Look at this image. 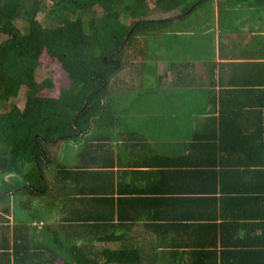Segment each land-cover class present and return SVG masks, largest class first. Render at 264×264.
Masks as SVG:
<instances>
[{
    "label": "trees",
    "instance_id": "1",
    "mask_svg": "<svg viewBox=\"0 0 264 264\" xmlns=\"http://www.w3.org/2000/svg\"><path fill=\"white\" fill-rule=\"evenodd\" d=\"M207 1L0 0V33L6 35L0 42V257L7 264L9 260L12 264H225V260L235 264L237 259V264H247L246 260L264 264L259 262L264 260V244L240 237L253 230L237 224V215L226 219L234 224L209 225L206 245L183 239L186 232H197L199 218L210 220L217 209L224 214L221 206L231 196L228 192L245 188L254 192L256 184L263 190L259 163L252 168L242 157L228 162L223 159L226 155H217L245 152L243 143L226 137L218 143L210 132L196 142L195 135L188 151L203 159V166L147 170L166 179L163 192L152 182L131 187L128 171L116 177L108 159L109 145L121 130L108 120L134 102V96L125 106L121 100L122 90L129 95V84L119 85L123 80L112 84L124 70L123 54L141 38L137 54L152 55L150 35L163 36L167 32L162 27ZM238 2L264 12V0H220L219 10L239 6L229 4ZM153 9L178 10V15L148 18ZM18 21H23L22 28ZM43 51L61 64L71 81L56 96L39 95L54 87L50 79H35ZM21 87L26 94L19 107L14 102ZM59 142H83L76 152L87 161L103 162L105 172L86 162L71 164L70 151L58 154L51 149ZM189 154L180 159L190 158ZM101 179V185L96 183ZM244 180L254 182L244 187L238 182ZM218 181L226 186L220 188L225 193L216 195ZM210 191L213 194L208 195ZM189 192L199 194L202 201L208 197L204 215L185 210ZM213 197L220 201L218 208L211 205ZM9 219L11 229L2 224ZM252 226L264 236L261 224ZM230 245L233 251L227 248ZM241 247L244 252L236 251Z\"/></svg>",
    "mask_w": 264,
    "mask_h": 264
},
{
    "label": "crops",
    "instance_id": "2",
    "mask_svg": "<svg viewBox=\"0 0 264 264\" xmlns=\"http://www.w3.org/2000/svg\"><path fill=\"white\" fill-rule=\"evenodd\" d=\"M219 1L212 0L215 19L206 36L189 46H181L177 52L171 53L168 51L169 46L163 47L161 49L165 52L164 56L139 55L142 56L138 61L141 73L134 66L135 74L121 81L123 87L125 83L135 84V87L129 86L128 95L129 98L134 96V102L125 111L114 113V118L108 120L121 129L109 145L112 152L108 159L114 166L116 177L128 171L127 177L134 182L131 187L141 186L144 181L152 182L163 192L166 189V179L159 176V173L151 174L147 170L160 169L162 166L164 169L170 166L173 169L192 170L203 166L206 162L197 155L189 154L188 146L193 143L195 135L196 142L203 141V136L209 132L216 135L218 143L220 137L243 143L245 152H218V156L226 155L223 157L225 161L236 162L242 157L250 167L254 168V164L259 163L258 167L264 171V12L247 5L226 7L221 19ZM166 32L170 34L168 37L183 34L179 30ZM186 34L191 35L192 32L186 31ZM142 72L151 79L152 85L147 88H142V84L147 81ZM137 89H141L142 93H137ZM132 90H135L133 94ZM223 132L225 136L222 135ZM82 144L83 142H59L51 149L59 154L66 148L71 153V164L86 162L104 173L103 162L87 161L85 155L76 152V147ZM187 154L191 157L180 159ZM141 163L150 167L142 168ZM136 170L145 171L144 176L138 172L131 173ZM261 177L264 184V173ZM249 181L238 182L246 187V184L254 182ZM102 182V179L96 181L99 185ZM224 184L221 185L219 181L215 183V191H218L216 195L225 193L220 192V188L225 189ZM228 193L231 196L221 206L224 214H220V209H217L210 220L202 222L199 218V224L195 228L197 232H186L188 237L183 238L185 241L191 238L193 242L197 240V243L206 245L204 243H208V238H211L209 225L221 227L227 222L226 225L234 224V221L226 219L237 215V224H246L247 229L253 230L249 235L240 237L251 243L264 244L262 230L258 226H252L256 223L264 228V188L261 190L256 184L254 192L245 188L243 191ZM188 194L185 210L197 211L196 216L204 215L202 211L206 210L208 197L202 201L196 192ZM207 194L211 195L213 192ZM213 199L211 205L218 208L220 201H216V197ZM4 223L10 229L13 227L10 219L2 224ZM219 232L217 230L216 237ZM237 237L232 236V239ZM227 248L234 250L232 245ZM241 249L243 248H236V251L244 252ZM255 261L249 263L246 260V263L256 264ZM224 262L234 264L227 260ZM237 262L238 259L235 264ZM0 264L7 263L0 257ZM8 264H12L11 260ZM147 264H154V261Z\"/></svg>",
    "mask_w": 264,
    "mask_h": 264
},
{
    "label": "rangeland",
    "instance_id": "3",
    "mask_svg": "<svg viewBox=\"0 0 264 264\" xmlns=\"http://www.w3.org/2000/svg\"><path fill=\"white\" fill-rule=\"evenodd\" d=\"M46 3L50 4L51 0H44ZM232 5H244L241 2L231 4ZM212 5L213 2L211 0L202 3L198 7H196L192 12L187 14L186 16H183L179 19H175L174 21H170L165 27L161 28V31H182L183 34L181 35H175V37H165V36H170V34L166 33L163 36H158V37H151V35L148 37V47H153L154 50H152L153 55H161L164 56L165 52L161 49L163 47H168L169 52H177L178 49L183 46V45H191L195 42H198V39H201L203 36H206L208 34V31H210L212 25L214 24V19H215V10L212 11ZM235 10V9H233ZM220 18L222 19V13L225 12V9H220ZM178 10L170 11L167 13H163L159 10L153 9L151 13H149L148 18H166V17H172L175 15H178ZM43 15L39 16V18H42ZM17 26L20 28L23 27V21H18ZM186 31H191L192 34H186ZM6 35L0 33V42L2 39H4ZM143 40L136 39L134 40L130 45L128 50L123 54V61H124V70L120 71L112 80V84H116L117 81L125 80L133 74H135V71L133 70L135 67L136 69L140 72V62L139 55L135 51V49L138 48L142 44ZM178 58V57H177ZM175 58V59H177ZM38 63L39 66L36 69L35 72V79L37 82H41L45 79H50L51 82L54 84V87L52 89H42L39 92V95L42 96H56L60 88H66L69 86L71 83L68 75L66 72L62 69L61 64L55 59L43 51L39 58H38ZM135 66V67H134ZM138 73V72H137ZM136 73V74H137ZM151 79L149 75L147 74V81H145L142 84V88H147L148 86L152 85L150 82ZM121 85V82L120 84ZM126 85V83L124 84ZM129 85L134 86V83H129ZM137 93H142L141 89H137ZM135 90H132V94ZM26 94V88L21 87L20 90L18 91V95L15 99V105H18L19 107H22L24 104V98ZM128 95L125 92V90H122L121 92V100L125 103L123 105L127 104ZM4 105V104H3ZM124 105V106H125ZM48 151L50 150V147L47 148ZM67 149L65 148L62 153H66ZM64 156L59 157L60 161H63ZM48 171V170H46Z\"/></svg>",
    "mask_w": 264,
    "mask_h": 264
},
{
    "label": "clouds",
    "instance_id": "4",
    "mask_svg": "<svg viewBox=\"0 0 264 264\" xmlns=\"http://www.w3.org/2000/svg\"><path fill=\"white\" fill-rule=\"evenodd\" d=\"M174 17H176V16H172L171 18H174Z\"/></svg>",
    "mask_w": 264,
    "mask_h": 264
}]
</instances>
